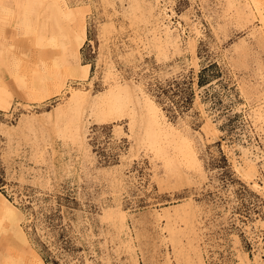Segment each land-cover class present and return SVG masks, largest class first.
<instances>
[{"label":"rangeland","instance_id":"374dc122","mask_svg":"<svg viewBox=\"0 0 264 264\" xmlns=\"http://www.w3.org/2000/svg\"><path fill=\"white\" fill-rule=\"evenodd\" d=\"M0 198V264H264V0H0Z\"/></svg>","mask_w":264,"mask_h":264},{"label":"bare ground","instance_id":"6f19581e","mask_svg":"<svg viewBox=\"0 0 264 264\" xmlns=\"http://www.w3.org/2000/svg\"><path fill=\"white\" fill-rule=\"evenodd\" d=\"M78 18H79V29H80V33H81V35L83 36V38H85V25H86V19H85V16L84 15H79L78 14ZM84 67H86L85 69H84V71H83V76H85V77H87L88 76V69H89V67L88 66H84ZM31 82V81H30ZM31 88H33L32 87V82H31V84H28ZM29 86H27L28 88L27 89H29ZM2 200V198H0V201ZM0 204H2L3 205V203L2 202H0ZM20 233L21 234H24V232H23V230L21 231L20 230ZM25 236V235H24ZM27 238V237H26ZM25 238V239H26ZM28 241V240H27ZM25 242H26V240H25ZM28 243V242H27ZM34 255V258H32L31 260H30V264H46L45 262H44V260L37 254V253H34L33 254ZM30 258H31V256H30Z\"/></svg>","mask_w":264,"mask_h":264}]
</instances>
